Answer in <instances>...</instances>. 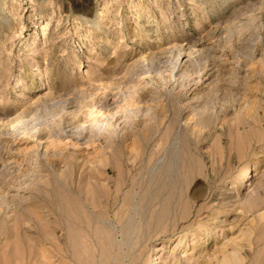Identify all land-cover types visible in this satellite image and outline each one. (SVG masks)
Returning <instances> with one entry per match:
<instances>
[{
  "label": "rangeland",
  "instance_id": "374dc122",
  "mask_svg": "<svg viewBox=\"0 0 264 264\" xmlns=\"http://www.w3.org/2000/svg\"><path fill=\"white\" fill-rule=\"evenodd\" d=\"M0 264H264V0H0Z\"/></svg>",
  "mask_w": 264,
  "mask_h": 264
},
{
  "label": "bare ground",
  "instance_id": "6f19581e",
  "mask_svg": "<svg viewBox=\"0 0 264 264\" xmlns=\"http://www.w3.org/2000/svg\"><path fill=\"white\" fill-rule=\"evenodd\" d=\"M67 132V131H66ZM75 132V131H74ZM240 143V142H239ZM241 144V143H240ZM153 262V261H152ZM158 262V261H157ZM159 263V262H158Z\"/></svg>",
  "mask_w": 264,
  "mask_h": 264
}]
</instances>
